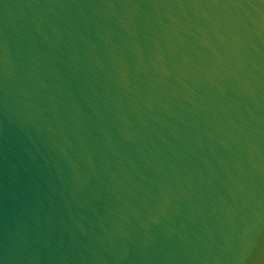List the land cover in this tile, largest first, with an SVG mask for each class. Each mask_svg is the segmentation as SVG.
<instances>
[{
    "label": "water",
    "instance_id": "95a60500",
    "mask_svg": "<svg viewBox=\"0 0 264 264\" xmlns=\"http://www.w3.org/2000/svg\"><path fill=\"white\" fill-rule=\"evenodd\" d=\"M0 264H264V0H0Z\"/></svg>",
    "mask_w": 264,
    "mask_h": 264
}]
</instances>
